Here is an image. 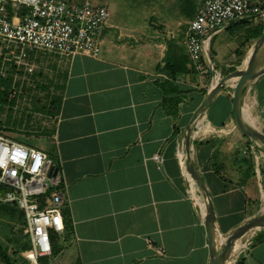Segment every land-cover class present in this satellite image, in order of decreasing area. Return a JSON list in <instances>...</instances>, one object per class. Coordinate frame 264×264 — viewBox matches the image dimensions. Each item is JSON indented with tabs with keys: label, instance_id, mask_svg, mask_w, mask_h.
<instances>
[{
	"label": "crops",
	"instance_id": "crops-1",
	"mask_svg": "<svg viewBox=\"0 0 264 264\" xmlns=\"http://www.w3.org/2000/svg\"><path fill=\"white\" fill-rule=\"evenodd\" d=\"M151 1L153 12L139 29L108 24L99 57L29 49L9 54L34 67H16L14 82L38 91L47 83L55 91L49 99L60 100L49 132L62 179L56 214L64 226L55 241L60 252L41 258L46 264H209L207 200L182 165L184 130L219 79L245 67L264 34V16L222 28L212 39V64L204 58L199 69L186 35L206 0ZM0 51H8L1 41ZM233 86L229 82L199 116L192 142L221 246L264 211V147L236 127ZM11 97L19 101L21 92ZM242 108L245 121L264 132V74L246 89ZM251 239L232 264H264V229Z\"/></svg>",
	"mask_w": 264,
	"mask_h": 264
},
{
	"label": "built area",
	"instance_id": "built-area-1",
	"mask_svg": "<svg viewBox=\"0 0 264 264\" xmlns=\"http://www.w3.org/2000/svg\"><path fill=\"white\" fill-rule=\"evenodd\" d=\"M111 16L109 6L97 0H0V41L8 49L4 54L0 51L1 73L8 60L17 67L26 66L28 72L34 71L33 66L20 60L21 56L9 58L15 49L99 57ZM261 16L262 3L206 0L187 30L186 47L191 59L202 69L203 59L210 61L212 39L222 28ZM61 182L55 161L47 152L0 131V203L17 205L24 211L25 233L33 251L29 264H41V258L51 256L53 234L63 231L62 220L56 214L63 203ZM148 243L158 255L165 254L151 240Z\"/></svg>",
	"mask_w": 264,
	"mask_h": 264
},
{
	"label": "water",
	"instance_id": "water-1",
	"mask_svg": "<svg viewBox=\"0 0 264 264\" xmlns=\"http://www.w3.org/2000/svg\"><path fill=\"white\" fill-rule=\"evenodd\" d=\"M264 74V34L256 42L250 58L245 67L236 69L231 73L221 77L213 86L203 103L194 112L190 123L184 130L183 135V154L185 166L192 179L197 183L206 198V214L204 224L207 229V237L210 249L209 264H230L232 254L237 244L247 234L264 229V211L248 218L243 224L236 227L228 236L225 237L223 245H220L221 234L217 226V218L212 195L206 185L203 173L197 168L192 160V142L194 125L199 116L210 106L214 97L224 88L228 87L229 82L233 81V117L236 127L247 138L254 141L258 146L264 147V132L248 124L243 115V97L250 84ZM2 195L4 191L1 192Z\"/></svg>",
	"mask_w": 264,
	"mask_h": 264
},
{
	"label": "rangeland",
	"instance_id": "rangeland-1",
	"mask_svg": "<svg viewBox=\"0 0 264 264\" xmlns=\"http://www.w3.org/2000/svg\"><path fill=\"white\" fill-rule=\"evenodd\" d=\"M97 1L109 6L112 13L109 23L117 25L121 31L125 32L128 31L126 28L139 29L140 23L153 12L151 8V0ZM9 58L13 59V57ZM10 61L11 60H8V62ZM6 76L7 74L5 77ZM38 85L41 88L39 91L31 88L29 83L26 85L25 93L21 92L19 89L16 90L21 92V100L19 99L14 106L7 104H3L2 107L0 106V123H3V130L9 136L14 139H20L27 144H32L36 148L47 151L49 155H53L56 147L49 132L52 125L50 121L51 119L47 114L43 113L42 108H44L43 106H45V108L50 106L51 100L48 95H52V93L55 94V91L47 83L41 82ZM55 86L56 85H54V87ZM59 88H61V86ZM57 93H59V91ZM12 95H14V93ZM31 95L37 96L36 98L38 102L32 100V98H30ZM58 104L59 102L56 101L55 106L58 107ZM9 115H12L10 124H8ZM15 121H17V123L19 121L22 122L19 125H13L12 122ZM38 128H42V130L46 128L47 131L39 132L41 129ZM14 222V219L5 210L0 211V243L9 248V253L14 259L21 261L19 259L20 257L28 258V256L26 255L25 249H21L20 253L15 254V251L20 250L16 244L19 240L21 243L27 241V234L23 231L20 222ZM31 260L29 259V261Z\"/></svg>",
	"mask_w": 264,
	"mask_h": 264
},
{
	"label": "trees",
	"instance_id": "trees-1",
	"mask_svg": "<svg viewBox=\"0 0 264 264\" xmlns=\"http://www.w3.org/2000/svg\"><path fill=\"white\" fill-rule=\"evenodd\" d=\"M16 67L17 64L15 62H7L6 65V69L4 71V74L7 76L5 77L4 74L1 73V70L3 68V61L2 59H0V103H1V107L3 104H7V105H11L14 106L17 102V99L15 97H11V95L14 93V90H21V92H26V87H21L20 82H14V72L16 71ZM15 87V89H14ZM19 92V91H17ZM58 101L60 103V100L57 98H54L51 100L50 102V106H48L47 108H45V106H43L44 108H42L43 112L45 114H47L48 116H56L59 112V105L58 107L55 106V102ZM12 111V109H11ZM30 116V115H29ZM31 117V116H30ZM11 118L12 115H9V122L8 124L11 123ZM22 121H19L17 123V121L12 122L13 125H19L21 124ZM3 123H0V131L6 133L3 130ZM30 128V127H29ZM40 129V128H39ZM20 140V139H17ZM21 141V140H20ZM23 142V141H22ZM32 145V144H31ZM52 158L53 155H50ZM217 171L219 172V169H217ZM6 211L13 219H14V223H16L17 221L21 223L22 229L23 231H25L26 229V219H25V214L24 211L21 210L17 205H8V204H1L0 203V211ZM59 214V213H58ZM63 224V222H62ZM64 226V225H63ZM63 232V231H62ZM61 233H54L53 234V254H58L60 252V248L57 247V245L55 244V241L58 238V235L62 234ZM27 236V241L24 242H19L16 244V246L18 248H20V250L15 251V254L20 253L21 249L22 250H26V255L28 256V258L25 257H20L19 260H16L12 257V255L9 253V248L5 247L4 245H2L0 243V264H29V259H33V251H32V247L30 245L29 242V236ZM52 254V255H53ZM41 262L43 264H46L48 262L47 259H41Z\"/></svg>",
	"mask_w": 264,
	"mask_h": 264
},
{
	"label": "bare ground",
	"instance_id": "bare-ground-1",
	"mask_svg": "<svg viewBox=\"0 0 264 264\" xmlns=\"http://www.w3.org/2000/svg\"><path fill=\"white\" fill-rule=\"evenodd\" d=\"M256 232H251L249 234H247L242 240L239 241V243L237 244V247L235 248L231 260H230V264H232L235 259L244 251L246 244L248 243V241L251 239V237L255 234Z\"/></svg>",
	"mask_w": 264,
	"mask_h": 264
}]
</instances>
